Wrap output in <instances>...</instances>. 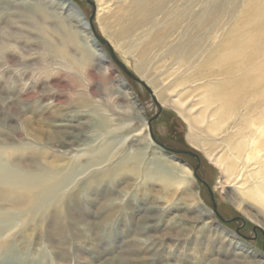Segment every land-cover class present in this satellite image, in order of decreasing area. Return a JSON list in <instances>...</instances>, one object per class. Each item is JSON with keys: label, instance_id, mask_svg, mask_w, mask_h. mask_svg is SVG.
I'll return each mask as SVG.
<instances>
[{"label": "rangeland", "instance_id": "1", "mask_svg": "<svg viewBox=\"0 0 264 264\" xmlns=\"http://www.w3.org/2000/svg\"><path fill=\"white\" fill-rule=\"evenodd\" d=\"M91 1L97 33L140 82L93 38L86 1L0 0V149L30 171L45 153L83 168L41 215L0 218V237L14 242L0 249V264H264V199L254 200L264 153L246 165L237 150L264 121V72L250 76L255 90L231 112L214 95L231 77L213 64L235 36L255 44L241 48L235 76L264 67V0H238L222 33L194 52L195 25L180 14L199 10L197 0ZM153 96L163 108L152 123L157 140L200 157L217 213L196 160L151 140ZM154 161L162 174L152 173Z\"/></svg>", "mask_w": 264, "mask_h": 264}, {"label": "bare ground", "instance_id": "2", "mask_svg": "<svg viewBox=\"0 0 264 264\" xmlns=\"http://www.w3.org/2000/svg\"><path fill=\"white\" fill-rule=\"evenodd\" d=\"M182 1L187 2L188 0ZM189 1L196 2L195 0ZM197 1L198 3L200 2L199 10L188 8L184 13L180 14L187 21L190 20L189 26L192 22L195 25V37L198 38L196 39V42L194 40V42L191 43V45L193 46V52L194 50L201 51L204 48V45L207 44L204 41H208L205 38L210 37L212 34L222 33V30L224 29L222 19L228 20L230 18V16L233 14L235 4L238 2V0ZM223 2H225V4H223ZM175 5L178 6L177 4ZM204 7L205 10H203ZM207 10H209L208 13ZM210 39L211 38H209V40ZM229 40L230 43L227 46L224 45L220 50L223 51V54L219 56L216 62H214L213 64H215V66H221V75L231 78L230 80H226V82L224 80L225 83L221 85L220 88L215 89L214 95H217L218 99L223 102L224 110L235 112L236 110L243 108V95L251 90L254 91L255 87L258 84L257 81L251 79L250 76L254 75L261 79V74L264 72V67L254 68L248 71L244 78L238 79L235 74L239 72L240 66L236 62V60L241 55H244V51H247L248 54L249 48L253 50L252 48H255V44L254 42H252L253 44L249 42L246 43V46H243L241 44L239 45L238 40L235 36H232ZM241 48H243L244 51ZM227 49H229V52H227ZM188 55L190 56L191 53L189 52ZM194 55L195 54H193V56ZM25 120V128H27L28 126H30V123L28 122V120ZM200 120L203 119H199L198 121ZM187 121L189 123V126H191V122L189 120ZM201 122L202 121H200L199 123ZM103 129L104 130L102 131H105L107 128L105 129V126H103ZM212 131L215 132L216 128L213 127ZM25 132H28L27 129ZM47 136L49 142H52L57 138L58 133H56L55 131L48 132ZM150 138L152 140L151 135ZM37 141H43V138L38 137ZM153 143L157 145L154 141ZM193 143H199V140L193 139ZM237 150L241 152L244 151L246 165H250L258 159L260 160V157L264 153V121L261 126L256 127L254 134L249 137L244 142V144L238 145ZM7 154L8 153H5L0 149V218L3 222H5L7 217L12 215H21L25 213H29L32 216L41 215L43 212L46 211V207H48L49 203L55 202V200H57L61 196L62 192L65 191L68 186H70L74 182V180L78 177V175L83 169L78 165L76 161L66 163V165L64 164L63 166L60 163V158L53 157L52 160H49L51 157H47V155H45L47 153H45L43 154V157L41 158L40 162L37 163V170L34 168L33 171H30L28 169L22 168L24 163V161L22 160L13 159V157L6 159L5 156ZM107 159L108 158H106L105 155L103 158H96V160H91L90 162L93 165H100L102 163H106ZM91 163L87 165L91 166ZM218 163L219 165L222 164L221 162ZM218 163L216 164L218 165ZM152 167L154 169L152 173H163L162 167L159 162L154 161L152 163ZM261 167L264 168V163L262 164V166H260V168ZM236 170L237 164L235 163L225 165V173L229 176L235 174ZM252 195L253 194L251 193V197ZM263 199L264 180L262 182V187L258 189V197L254 200L257 201V203H262ZM13 243L14 242L12 240L5 241L3 238L0 237V249L8 248L7 250H10L11 248H13ZM12 262V264H17L16 259L14 258H12Z\"/></svg>", "mask_w": 264, "mask_h": 264}, {"label": "water", "instance_id": "3", "mask_svg": "<svg viewBox=\"0 0 264 264\" xmlns=\"http://www.w3.org/2000/svg\"><path fill=\"white\" fill-rule=\"evenodd\" d=\"M86 1L88 4L92 5L93 6V12L91 14V16L89 17L88 19V23H89V26H90V29H91V33L93 35V38L98 41L100 44H102L103 46H106L110 52V56L112 58V60L114 61V63L119 66L123 72H125L129 77H131L133 80L137 81V82H140L139 79L133 74L131 73L127 67L121 63V61L118 60L117 56L115 55L113 49L111 48V45L109 44L108 41H106L105 39H103L96 31L95 29V24H94V21H95V18H96V12H97V8H96V4L95 2L91 1V0H84ZM157 106H158V113L148 119L147 123H148V127H149V131H150V135L152 137V140L160 147L162 148L164 151L166 152H169V153H172L173 155H177V154H182V155H187L189 157H191L192 159L196 160L197 162V166L196 168L194 169V174H195V177L200 181L202 182L207 188L208 190L210 191V194H211V198L213 200V210L217 213V204L215 203V200H214V196H213V192L212 190L210 189V187L208 186L207 182H205L204 180H202L201 178H199L198 176V170L200 169V165H201V159L200 157L192 152V151H189V150H174L170 147H168L167 145H165L164 143L160 142L159 140H157L155 134H154V131H153V128H152V123L160 116L163 108L161 107V105L157 102V100L155 99V97L153 96ZM222 221H225L224 218L222 216H219ZM239 220V219H238Z\"/></svg>", "mask_w": 264, "mask_h": 264}]
</instances>
